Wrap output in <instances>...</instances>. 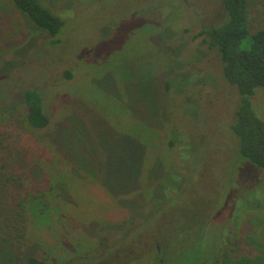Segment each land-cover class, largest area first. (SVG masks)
<instances>
[{"label": "rangeland", "instance_id": "1", "mask_svg": "<svg viewBox=\"0 0 264 264\" xmlns=\"http://www.w3.org/2000/svg\"><path fill=\"white\" fill-rule=\"evenodd\" d=\"M41 1L65 20L56 35L0 0V126L12 151L0 163L16 164L17 192L38 203L28 235L7 228L13 196L1 183L0 264H264V168L240 155L239 88L196 37L221 19L220 2ZM247 1L250 31L264 28V0ZM28 89L42 94L47 128L23 122ZM80 102L100 114L85 138L98 143L94 164L74 140L75 162L45 136ZM252 103L264 120L263 86ZM123 146L132 150L117 154ZM51 223L60 230L45 240Z\"/></svg>", "mask_w": 264, "mask_h": 264}, {"label": "trees", "instance_id": "2", "mask_svg": "<svg viewBox=\"0 0 264 264\" xmlns=\"http://www.w3.org/2000/svg\"><path fill=\"white\" fill-rule=\"evenodd\" d=\"M218 1L222 7L221 19L202 28L196 37H201L202 43L208 47L218 49L224 63L226 78L239 88L240 99L232 130L239 139L240 155L254 165L264 168V120L256 114L252 103V96L257 87H264V28L254 32L250 31L247 0ZM10 2L21 13H24L27 19L31 18L39 28L52 35L58 34L65 24L64 18L41 0H10ZM71 74V71L66 73L68 77H71ZM23 98L27 105V113L23 115V122L33 129L47 128L50 118L44 110L42 94L35 89H28ZM27 128L29 127L25 126L23 130H28ZM2 129L3 126H0V152L7 148L2 141L7 138ZM6 150L11 155L12 151ZM3 161L0 163V185L5 182L6 191L8 193L10 191L13 196L12 199L3 201L2 207L8 208L6 209V226L12 230L17 227L18 229L23 228L25 232L22 235H28L30 226L35 225L36 228L37 225L34 216L28 211L30 203H33L32 210L36 209L38 203L32 202L34 198L29 200L30 193H34L30 189L22 195L17 192L18 187L20 188L26 179L17 174L16 164H3ZM9 182L14 184L13 187L9 186ZM28 186L30 187V184ZM44 208L47 207L40 206V211ZM43 227L47 230L43 233L44 236L42 235L45 240H50L46 237L47 235L55 234L60 230V226H56L55 223L43 224ZM30 235L32 236V233ZM28 260L31 264H50L46 259L36 256H31Z\"/></svg>", "mask_w": 264, "mask_h": 264}, {"label": "crops", "instance_id": "3", "mask_svg": "<svg viewBox=\"0 0 264 264\" xmlns=\"http://www.w3.org/2000/svg\"><path fill=\"white\" fill-rule=\"evenodd\" d=\"M67 73V72H66ZM73 78V77H72ZM78 103V101H76V104ZM119 105H125L123 102H118ZM80 108L79 109H75L73 111L72 114H67L61 118H57V124H55L54 129H51L47 134H45L46 139H48V141L54 140V142L57 144L58 149L60 150V152L62 153V155L65 157V159L67 160H71L73 162L77 161L78 158L76 157L75 153L73 152V150L71 149V142H68L65 139H69L70 141L74 140V144L76 145H80L84 147V151L86 152H82L80 150L79 153L82 156H85L83 159V164H94L93 162V156L90 154V150H95V148L97 147L98 143H94L93 139L89 142L87 139V132L89 130V128L91 127V125L94 124V122H99V121H95L97 118H95L96 115H100L98 112H96L95 110H93V108H90L92 110V112H90L91 110L86 107L85 104L80 102ZM90 110V111H89ZM48 116H50L48 114ZM80 119L79 121H83L81 123V125L79 126L78 130L73 131L70 130V128L75 127V126H70L72 123L74 122V118L75 117H79ZM50 118V117H49ZM52 118H50V124ZM100 124H102V121L100 122ZM104 125L105 126H113V124L110 123V121L108 120H104ZM77 129V128H76ZM93 130V128H92ZM121 134H123L120 131ZM99 134V133H98ZM127 134V133H126ZM92 137L91 134H88V137ZM128 136V135H127ZM125 135L119 136L118 134H116V132H113L112 134V139L114 138H119L121 137V139L127 137ZM130 139H133V137H130ZM100 145V144H99ZM99 148H103V147H99ZM103 149H108V148H103ZM132 148L123 146V147H119V151H117L116 153L119 154L121 152L127 151ZM118 150V149H117ZM109 159V154H106L105 152L98 156V158H96L97 162L96 164H102L106 162V159ZM40 161V160H38ZM81 162V161H80ZM80 162L78 164H80ZM43 164V163H42ZM126 164V163H125ZM132 164V163H130Z\"/></svg>", "mask_w": 264, "mask_h": 264}]
</instances>
